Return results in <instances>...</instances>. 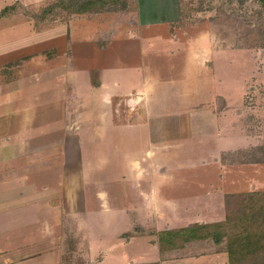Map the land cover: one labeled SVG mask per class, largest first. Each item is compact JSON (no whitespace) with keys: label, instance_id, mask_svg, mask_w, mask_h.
Listing matches in <instances>:
<instances>
[{"label":"rangeland","instance_id":"1","mask_svg":"<svg viewBox=\"0 0 264 264\" xmlns=\"http://www.w3.org/2000/svg\"><path fill=\"white\" fill-rule=\"evenodd\" d=\"M124 4L134 12L0 20V198L24 203L0 222V264H218L167 256L209 242L226 254L209 236L239 204L264 262V7ZM200 223L214 226L166 235Z\"/></svg>","mask_w":264,"mask_h":264},{"label":"trees","instance_id":"2","mask_svg":"<svg viewBox=\"0 0 264 264\" xmlns=\"http://www.w3.org/2000/svg\"><path fill=\"white\" fill-rule=\"evenodd\" d=\"M123 1L124 0H75L72 1L71 3H65L66 1L64 2L63 0H61L56 3H49L45 7H42L41 11L36 16L30 14L31 12L29 11H27L25 15L28 16V18L35 17L40 23H46L47 18L51 16L52 12L56 8L65 9L68 12V14L71 13L72 15L75 16L111 13V12L117 13L127 10L129 5L124 4L123 6H121ZM258 1L264 7V0H258ZM17 6L18 5L11 7L5 10L4 12H1L0 19L6 18L10 14L18 12L20 8L19 6L18 7ZM52 21L53 20H50L51 23ZM250 194L251 195L248 196L250 203L248 204H252L250 207L257 206L258 201L256 199L261 197L262 193L261 195L256 192ZM237 199L239 201V198ZM244 209H245L244 206L242 204L241 205L239 204L237 210L233 212V215H230L231 218L227 217L224 223L220 222L215 224V227H219V228L218 230H215V232H211V236H209V238H214L218 243H222V240L224 238L227 240L225 245L227 248L226 253L228 255L229 264H264V262L251 263L252 255L258 251H256L254 246L252 245L254 241L253 240L254 234H249L248 236H244L242 234L243 230L241 229L243 228H241V226H244V223L248 219L247 215L243 213ZM251 220L258 226L260 225V223L264 222V220H262L263 222L260 220H256V216L254 218H251ZM227 222L228 224L226 225L225 223ZM209 226H214V224L190 225L183 229L168 231L166 235L168 236V239L170 238L172 240L174 239L176 240L177 239L176 236H183L184 238L187 239L188 242L190 240L197 239V237H199L200 231H203L205 229L208 230ZM222 228H225V230H222Z\"/></svg>","mask_w":264,"mask_h":264},{"label":"crops","instance_id":"3","mask_svg":"<svg viewBox=\"0 0 264 264\" xmlns=\"http://www.w3.org/2000/svg\"><path fill=\"white\" fill-rule=\"evenodd\" d=\"M50 0H36V2H34V0H32V1H30V0H0V13L1 12H4L5 10H7V9H9V8H11V7H14V6H16V5H18L19 6V11L23 14V16H22V19L25 21V22H21L20 24H29L30 25V27H32V21H31V18H28V16H26L25 15V13H26V11L25 10H31L32 8H34V7H32V6H34V5H36L37 3H41V4H39L40 5V7L42 8L44 5H46L48 2H49ZM17 6V7H18ZM32 7V8H31ZM45 7V6H44ZM131 9V6L129 5L128 6V8H127V10L126 11H122L121 13H124V14H127V13H129V12H134V11H132V10H130ZM114 14H116V13H114ZM7 18V17H6ZM2 19H5V18H1L0 20H2ZM46 24V23H45ZM66 24V23H65ZM67 25V24H66ZM34 27V26H33ZM168 38V37H167ZM168 40H171L172 41V38L170 39H168ZM3 69L2 68H0V75L1 74H4L3 72L4 71H2ZM19 72H21V71H19ZM146 81H148V82H150V83H152L151 81H149L148 79H146ZM156 147H158V146H156ZM159 160V159H158ZM160 163V162H159ZM160 166H161V163H160ZM160 171V175L161 176H166L165 174H166V170H165V168H164V166H162V168L159 170ZM0 172H2L1 170H0ZM13 181V180H12ZM1 183H3L2 181H0ZM0 183V184H1ZM19 186H20V184H17V186L16 187H14V188H12L11 190H15V188H19ZM46 191H48V189H44L43 191H41V192H38V193H44V192H46ZM33 193H35V192H33ZM38 195H40L38 198H42V202L43 203H46L47 202V198H45L44 197V194L43 195H41V194H38ZM35 196L37 197V194H35ZM35 196H33L35 199H37ZM9 197V196H8ZM17 199L18 198H16V199H11V200H7V201H5V199H4V197H2V198H0V222H2L4 219H6L5 218V216H3L5 213H6V208H7V206L8 205H13L14 207L16 206V208L15 209H18L19 207L21 208L23 205H24V203H18V205H16L17 204ZM34 199V200H35ZM48 203V202H47ZM45 204V205H49V204ZM23 204V205H22ZM49 206H51V205H49ZM45 210V209H44ZM26 216V215H25ZM12 218H14V217H12ZM217 223V222H216ZM200 224H204V223H200ZM52 236V234H48V236L47 237H45V239L44 240H42L41 242H37V243H33V244H29L28 246H25L26 248H24L25 250H27V249H29V250H27L28 251V253H29V251L33 248H35L36 249V247H42V245H47V244H50L51 243V237ZM47 238V239H46ZM200 243V242H199ZM198 244V243H197ZM196 243L195 244H193V243H190V245H187L186 244V246L185 247H183L182 249H179V250H175V251H172L171 253H175V254H173V255H171L170 254V256L168 257L167 256V260H173V261H181V260H184V261H189V260H202L203 261V259H213L215 262H217L218 264H229V260H228V255H227V253L225 254V253H223V251L221 250V249H216L217 248V246L216 245H214L212 242H209L208 244H206L205 246H203V245H197ZM208 247V248H207ZM206 249L207 251H203V252H205V253H201L202 252V250H204V249ZM221 248V247H220ZM18 249H16V250H10L9 252H7V253H9V254H15L16 253V251H17ZM59 251H62V249H58ZM57 250V251H58ZM198 250V251H197ZM58 251V252H59ZM168 255H169V252H168ZM26 259H27V257H25ZM24 258V259H25ZM3 264H6L4 261L2 262Z\"/></svg>","mask_w":264,"mask_h":264}]
</instances>
